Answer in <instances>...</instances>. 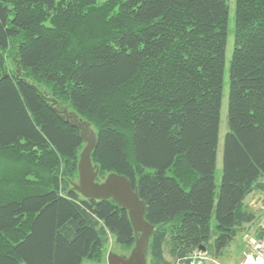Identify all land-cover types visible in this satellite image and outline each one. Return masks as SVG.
I'll use <instances>...</instances> for the list:
<instances>
[{
    "label": "trees",
    "instance_id": "1",
    "mask_svg": "<svg viewBox=\"0 0 264 264\" xmlns=\"http://www.w3.org/2000/svg\"><path fill=\"white\" fill-rule=\"evenodd\" d=\"M227 1L0 0V264H82L111 236L134 244L125 210L73 189L84 143L64 108L96 133V180L125 175L145 202L150 264L199 246L216 257L255 220L264 0H235L217 186Z\"/></svg>",
    "mask_w": 264,
    "mask_h": 264
},
{
    "label": "water",
    "instance_id": "2",
    "mask_svg": "<svg viewBox=\"0 0 264 264\" xmlns=\"http://www.w3.org/2000/svg\"><path fill=\"white\" fill-rule=\"evenodd\" d=\"M61 112L64 119L79 130V137L84 143L79 152L77 179L72 184L73 189L84 198L113 200L127 212L133 230L134 244L129 253L121 255L108 252L107 264H147V250L154 225L145 220V202L139 198L137 189L131 186L125 175L110 172L102 180H96L99 166L91 160V153L97 144L95 131L89 122L78 118L75 112L67 108ZM199 249L205 250V247L199 246Z\"/></svg>",
    "mask_w": 264,
    "mask_h": 264
},
{
    "label": "rangeland",
    "instance_id": "3",
    "mask_svg": "<svg viewBox=\"0 0 264 264\" xmlns=\"http://www.w3.org/2000/svg\"><path fill=\"white\" fill-rule=\"evenodd\" d=\"M228 18H227V36L226 46L224 52V74H223V91L221 97V108H220V120L218 130V145L216 153V167H215V183L217 186L221 181V170H222V152H223V140L225 133L227 132V105H228V69L229 61L234 46V7L235 0H228ZM106 35V33L104 34ZM91 129L93 127L90 125ZM94 131V129H93ZM245 203L249 209L254 211L256 218L249 224L239 229L235 238L230 244L221 250V253L216 258H212L217 262L214 264H237L241 259L243 251L246 249L247 243L245 235L256 233L260 225L264 224V191L253 192L248 195L245 199ZM211 228H214V218L211 219ZM131 249V248H130ZM130 249H126L120 244L116 243L114 238L111 236L106 245L103 257L99 261L84 259L82 264H107L106 255L108 252L116 254L127 255ZM147 264H150L147 262ZM174 264V263H171ZM212 264V263H211Z\"/></svg>",
    "mask_w": 264,
    "mask_h": 264
},
{
    "label": "built area",
    "instance_id": "4",
    "mask_svg": "<svg viewBox=\"0 0 264 264\" xmlns=\"http://www.w3.org/2000/svg\"><path fill=\"white\" fill-rule=\"evenodd\" d=\"M246 249L242 253L241 260L237 264H264V224L260 225L254 236H247ZM212 259L205 251L194 250L188 256V262H176L175 264H209Z\"/></svg>",
    "mask_w": 264,
    "mask_h": 264
},
{
    "label": "crops",
    "instance_id": "5",
    "mask_svg": "<svg viewBox=\"0 0 264 264\" xmlns=\"http://www.w3.org/2000/svg\"><path fill=\"white\" fill-rule=\"evenodd\" d=\"M245 199H246V198H245ZM247 225H249V224H247ZM257 232H258V231H257ZM257 232H256V233H253V234H248V235H245V236H244V237H245V240H246L247 236H254V235H256V234H257ZM198 250H201V249H198ZM201 251H205V250H201ZM205 252L208 254V252H207V251H205ZM208 255H209V254H208ZM209 257L212 259V258H216L217 256H216V257H214V256H211V255H209ZM240 260H241V259H240ZM240 260H239V261H240ZM239 261H238V262H239ZM213 262L215 263V262H217V261H216V260H214V259H212V262H210L209 264H211V263H212V264H214ZM238 262H237V263H238Z\"/></svg>",
    "mask_w": 264,
    "mask_h": 264
}]
</instances>
